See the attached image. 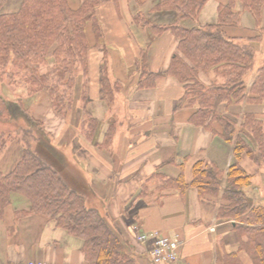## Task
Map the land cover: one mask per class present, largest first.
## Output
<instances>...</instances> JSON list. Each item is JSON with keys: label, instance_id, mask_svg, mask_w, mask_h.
<instances>
[{"label": "trees", "instance_id": "trees-1", "mask_svg": "<svg viewBox=\"0 0 264 264\" xmlns=\"http://www.w3.org/2000/svg\"><path fill=\"white\" fill-rule=\"evenodd\" d=\"M11 1L0 0V86L4 85V77H12L8 69L13 68L20 77L15 83L23 91L31 97L46 91L55 115L71 116L72 124L78 126L84 140L93 141L99 121L87 108L91 44L86 30L91 23L95 41L99 43L104 31L97 17L98 7L118 0H79L78 8H73L69 0H17V8L5 12ZM133 1L140 7L146 0ZM207 1L157 0L153 8L157 22L142 12L133 22L149 28L153 36L170 32L178 40V51L167 75L183 86L181 106L195 107L190 123L232 144L237 158L226 174L206 162L196 163L191 185L203 198L221 199L218 218L233 221L240 251L250 255L252 264H264V207L251 209V200L243 193V188L251 183V175L240 165L244 155L259 164L264 162V122L247 112L242 115L240 125L236 118L220 112L223 104L236 105L243 100L254 104L264 102V64L249 92L245 83L246 75L254 67L256 45L264 37V28H260L264 0H227L219 6L215 23L184 25L198 19ZM239 4L253 15L258 29L244 43L230 38L225 31L239 25ZM140 59L138 89L155 88L162 74L149 71L147 52L142 51ZM106 64L104 61L103 100L111 106L120 84L110 81ZM210 73L216 79L203 81L201 75ZM27 110L20 103L9 104L0 90V120L11 117L23 123L22 119H26L29 127L24 132L29 140L21 159L10 172L0 171V220L12 204L13 194L18 193L30 202L24 214L49 218L70 236L80 239L89 264H136L120 230L102 214L98 205L89 202V190L77 188L62 174L64 165L54 153L56 150L44 145V135L50 138L44 123ZM116 128V124L110 125L101 148L111 146ZM5 142V135L0 133V153ZM225 177L227 186L222 188ZM165 186L181 191L189 187L182 173L165 181ZM229 258L233 260L231 264L234 261L240 264L235 260L236 254Z\"/></svg>", "mask_w": 264, "mask_h": 264}, {"label": "crops", "instance_id": "crops-1", "mask_svg": "<svg viewBox=\"0 0 264 264\" xmlns=\"http://www.w3.org/2000/svg\"><path fill=\"white\" fill-rule=\"evenodd\" d=\"M132 1L108 2L97 10L104 32L99 43H90L87 108L105 117L99 119L98 114L93 113L99 121L93 141H85L78 126L71 131L68 124L58 136L61 139L68 135L67 144L73 148L82 144L77 154L68 152V157L70 153L82 157L84 167V182L79 179L74 184L89 190V202L98 205L102 214L120 230L136 264H152L145 247L136 240L138 231L176 237L182 243L180 255L189 264H231V254H236L235 260L240 264H252L250 255L240 251L234 222L218 218L221 199L203 198L191 185L198 162L211 164L226 174L237 162L233 146L210 130L190 123L196 108L181 106L183 86L167 75L178 51V40L170 32L153 36L149 28L134 24L133 18L139 12L145 13L148 0L140 7ZM226 2L208 0L198 19L184 25L215 23L219 6ZM241 11L239 25L227 27L225 31L230 38L244 43L255 36L258 29L253 15ZM260 28H264V9ZM255 49L254 67L245 77L248 92L264 64V37ZM142 51L147 52L149 71L162 74L155 88L138 89ZM257 60L261 65L256 69ZM104 61L110 81L120 84L111 106L103 100ZM203 75L206 74L201 75L203 81L216 79L213 73ZM220 112L236 118L240 125L242 115L247 112L256 114L264 122V102L254 104L243 100L236 105L223 104ZM113 123L117 128L108 147L112 152H104L108 148H101L100 144ZM243 138L247 140L244 134ZM240 165L251 175L250 185L243 188V193L251 200V209L264 207V162L259 164L244 155ZM181 173L189 185L185 191L165 186V181L176 179ZM226 186L225 177L222 188ZM13 199L10 206L13 205L15 215L29 210L28 199V204L19 197L16 203ZM26 216L18 221L19 231L9 238H0L3 251L16 256L22 254V261L17 264H89L80 239L70 236L49 218ZM29 231L33 233L31 238L24 240ZM2 264L14 263L9 259Z\"/></svg>", "mask_w": 264, "mask_h": 264}, {"label": "rangeland", "instance_id": "rangeland-1", "mask_svg": "<svg viewBox=\"0 0 264 264\" xmlns=\"http://www.w3.org/2000/svg\"><path fill=\"white\" fill-rule=\"evenodd\" d=\"M17 2H18L17 0H12L5 7L4 11L5 12L14 11L17 8L16 6ZM69 2L73 8L79 7V0H69ZM132 2L134 4H137L135 1ZM154 2L152 0H148V2L145 5L144 14L147 17H150L153 21L156 20L157 22L158 16L151 9V7H153V4H155ZM238 8L241 11L242 5L239 4ZM146 32H148V30H146ZM87 37L91 44H97V42H95L94 39L91 23H89L87 26ZM256 62H257L256 63L257 65L256 69H257L261 65V63L259 62V60H257ZM8 70L9 72H11L9 73V75H12L11 78L13 80L11 78L8 79V77H4V85L0 86V90L3 93L5 100L13 106H15V103H20L22 107H24V109H28L27 111H29L31 115H34L44 123V127L50 137L48 139V137L44 135V145L47 148L54 149V151L56 150L55 152H57V156H58L57 158L62 157L61 161L64 165V171L62 172V174L65 175L66 179L69 182L72 181L73 183H75L79 181V179H81V183L84 182V167L82 163V157H77L75 155L78 153L79 148L82 147V144L79 143L76 147L73 148L71 147V145L67 144L69 139L68 135H63L61 139L60 137H58L64 125L66 124L71 125V131L72 129L76 128V126L72 124V117L56 116L51 107L50 97L46 91H42L33 97L29 96L27 92L23 91L24 89L21 88V86L15 83L17 80H20V77L15 75L16 74L15 70L11 67ZM43 71L46 70L44 69ZM206 81H208V79ZM92 111L94 114H98L99 119H103V116L105 117V114L100 115L99 112H96L95 110ZM22 121L25 122L23 123L16 122L15 119L11 117L9 118V120L6 121L0 120V133L4 134L6 138V142H5L6 144L4 150L0 153V171L3 173H8L15 167V165L18 163V161L21 159L23 155L24 147L26 146V143H28L29 139L27 138V135L24 132L26 130L28 131L29 127L26 124V119H22ZM37 130L39 131V129ZM68 152H74L75 154L72 155V153H70V156L68 157ZM104 152H112V151L110 150V148H108ZM21 196L22 195L18 193H14L13 202L16 203V199L19 197L20 200L25 202V204H28L27 199L23 200L25 197L22 196L23 198L22 199ZM93 204L94 203H92V205ZM20 205L22 206V204ZM26 217L27 216L24 213L15 215L13 205L12 207L10 206L6 211L5 219L0 220L1 221L0 238H5V239L9 238L11 235L19 231L18 221H20L21 219L24 220L26 219ZM32 234L33 233H30V231L26 233L24 240H26V238H28L29 240ZM2 243L3 241H0V245ZM9 259L14 264L20 263L22 261V254L21 256H16L15 254L13 253L9 254L0 248V264H2L5 261H8Z\"/></svg>", "mask_w": 264, "mask_h": 264}, {"label": "built area", "instance_id": "built-area-1", "mask_svg": "<svg viewBox=\"0 0 264 264\" xmlns=\"http://www.w3.org/2000/svg\"><path fill=\"white\" fill-rule=\"evenodd\" d=\"M136 240L145 247L152 264H189L180 255L182 243L176 237L138 231Z\"/></svg>", "mask_w": 264, "mask_h": 264}]
</instances>
